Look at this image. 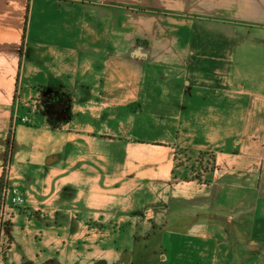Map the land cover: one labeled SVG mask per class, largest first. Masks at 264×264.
<instances>
[{
	"label": "crops",
	"instance_id": "1",
	"mask_svg": "<svg viewBox=\"0 0 264 264\" xmlns=\"http://www.w3.org/2000/svg\"><path fill=\"white\" fill-rule=\"evenodd\" d=\"M11 133L5 264H264V0H0Z\"/></svg>",
	"mask_w": 264,
	"mask_h": 264
},
{
	"label": "rangeland",
	"instance_id": "2",
	"mask_svg": "<svg viewBox=\"0 0 264 264\" xmlns=\"http://www.w3.org/2000/svg\"><path fill=\"white\" fill-rule=\"evenodd\" d=\"M185 157V159H184ZM180 158L182 159V162L178 165L177 169V177L182 178V179H192V178H196V177H200L202 172H209V170L212 168V161H210V158L208 156V160L207 161H199L198 159L193 158L192 155L186 154L180 156ZM184 159V160H183ZM10 162V161H8ZM5 163L4 165V175H3V180L1 182V186H0V211H1V203H2V193L3 190L6 186H9L7 184L6 181V175L8 172V168H9V163ZM205 173V174H206ZM204 176V174H203ZM203 179V178H202ZM175 180H178L177 178H175ZM181 180V179H180ZM3 183V185H2ZM19 208V207H17ZM17 208H13V210H11V212L13 213L12 218L10 217H4V215L2 214V212H0V263L1 264H5V259H6V253L9 251L10 249V244H11V234H10V224L12 223V220L14 218V210ZM91 230L93 232H95L97 235H100L101 233H105V231H109L111 229H106L105 226L102 224L100 225L98 224H94V226L91 228ZM114 231V228L113 230ZM125 232V230H124ZM138 264H143L138 263Z\"/></svg>",
	"mask_w": 264,
	"mask_h": 264
},
{
	"label": "built area",
	"instance_id": "3",
	"mask_svg": "<svg viewBox=\"0 0 264 264\" xmlns=\"http://www.w3.org/2000/svg\"><path fill=\"white\" fill-rule=\"evenodd\" d=\"M42 103H43V100H42L41 95H39L38 97H35L30 102H21V99L19 96L17 98V102H16V112H15V116H14V122L16 123V122L20 121V122L26 123V124L31 123L32 122L31 115L36 113L40 109ZM21 105H23L26 109H28V113L24 116L18 115V110L20 109ZM208 156L210 158V161H212L211 156L210 155H208ZM184 159H185V157H184ZM198 160L202 161L200 159H198ZM181 162H182V159L180 158V156L179 157L177 156V166ZM212 163H213L212 164L213 166L210 170L215 169L214 161H212ZM205 173L206 172L203 171L200 177L203 178V174H205ZM25 202H26L25 196L18 186H6L3 190V193H2V203H1V211L0 212H2L4 217L12 218L13 213L11 212V210H13V208L24 206ZM0 244H3V243H0ZM10 247H11V244H10Z\"/></svg>",
	"mask_w": 264,
	"mask_h": 264
},
{
	"label": "trees",
	"instance_id": "4",
	"mask_svg": "<svg viewBox=\"0 0 264 264\" xmlns=\"http://www.w3.org/2000/svg\"><path fill=\"white\" fill-rule=\"evenodd\" d=\"M11 141H12V133H11V137L9 138V141H8V144H9V146H8V149H7V153H6V163L8 162V161H10V155H11V153H12V143H11ZM182 155H185L184 153H181ZM179 156H181L180 154H179ZM177 169H179L178 168V166L176 167ZM177 170H175V172H174V177L175 178H177L178 180H185V181H189V180H198V181H202V178L201 177H196V178H192V179H188V178H186V179H182V178H179V177H177ZM2 185H3V183H2Z\"/></svg>",
	"mask_w": 264,
	"mask_h": 264
}]
</instances>
